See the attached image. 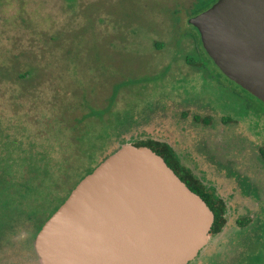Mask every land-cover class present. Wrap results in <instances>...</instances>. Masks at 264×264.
Wrapping results in <instances>:
<instances>
[{
	"label": "rangeland",
	"instance_id": "obj_1",
	"mask_svg": "<svg viewBox=\"0 0 264 264\" xmlns=\"http://www.w3.org/2000/svg\"><path fill=\"white\" fill-rule=\"evenodd\" d=\"M195 1L0 0V125L25 124L44 98L49 111L64 116L77 114L71 101L79 108L85 94L84 110L103 108L115 84L137 80L117 92L125 138L171 143L226 200L227 225L190 264H264V108L249 92L219 79L188 22ZM194 53L209 63L208 75L187 61ZM30 65L35 78L16 81L14 70ZM20 95L34 99L18 100ZM210 100L214 104L199 113L214 112V119L210 126L197 124L192 103ZM223 116L230 117L228 124ZM1 213L0 264H41L33 221L15 218L9 208Z\"/></svg>",
	"mask_w": 264,
	"mask_h": 264
},
{
	"label": "water",
	"instance_id": "obj_2",
	"mask_svg": "<svg viewBox=\"0 0 264 264\" xmlns=\"http://www.w3.org/2000/svg\"><path fill=\"white\" fill-rule=\"evenodd\" d=\"M188 21L221 71L264 103V0H217ZM214 220L161 155L124 144L79 181L34 246L42 264H188Z\"/></svg>",
	"mask_w": 264,
	"mask_h": 264
},
{
	"label": "trees",
	"instance_id": "obj_3",
	"mask_svg": "<svg viewBox=\"0 0 264 264\" xmlns=\"http://www.w3.org/2000/svg\"><path fill=\"white\" fill-rule=\"evenodd\" d=\"M216 1L197 0L192 8V15L205 11ZM196 32L197 37H193L202 47L199 31ZM158 45L161 46L160 43ZM209 59L211 60L210 57ZM35 70L33 65L25 70H21L19 66L12 75L16 81L29 82L35 78ZM136 82L135 79H129L125 83L115 84L114 93L103 108L87 105L88 110H84L87 101L85 94L81 102L77 101L80 103L79 108L75 101H71L75 108L73 111L77 114L64 116L59 111H49L50 106L44 98L39 104H35L40 109L39 112L36 111L38 114L28 116L25 124L14 123L6 130L0 125L3 136L0 142V214L2 210L9 208L15 213L14 217H26L33 221L35 237L81 179L124 144H133L150 147L161 155L180 178L207 202L215 214L210 236L220 234L227 225V204L216 188L206 185L191 167L185 165L171 143L153 138L128 140L125 138L127 130L120 129L121 123L118 125V122L123 121L120 113L123 111L116 109L118 89L122 85ZM60 96L56 95V100ZM21 97L27 102L32 98L31 95H20L18 100ZM258 101L264 108V103ZM42 111L43 115L39 116ZM12 119L11 117L7 121ZM112 127H115V131ZM100 141L101 145L98 144ZM113 141L117 144L109 151ZM0 219L4 218L0 215ZM240 223L244 225V221Z\"/></svg>",
	"mask_w": 264,
	"mask_h": 264
},
{
	"label": "flooded vegetation",
	"instance_id": "obj_4",
	"mask_svg": "<svg viewBox=\"0 0 264 264\" xmlns=\"http://www.w3.org/2000/svg\"><path fill=\"white\" fill-rule=\"evenodd\" d=\"M197 1V0H196ZM195 1V2H196ZM194 2V3H195ZM215 3V2H214ZM213 5V4H212ZM201 13V12H200ZM199 14V13H198ZM198 14H194L192 15V12L189 14V19L193 16H196ZM188 19V20H189ZM189 22V21H188ZM190 24V23H189ZM192 25V24H190ZM195 30H198L194 25H192ZM208 54V53H207ZM209 56V55H208ZM196 57V58H195ZM197 57L199 56H196L195 53L192 54V55H189L187 54L186 55V59L189 63L193 64L194 67H197L198 70H203L205 71L206 75H208L207 73V70L209 72H211L209 69L205 68V65L209 64V63H200L197 61ZM210 57V56H209ZM211 58V57H210ZM211 61L213 62V65L215 66V68L219 71L218 72V76L220 77L219 79H226L228 80L229 82H233L234 84L238 85L240 88H242L243 90L247 91L246 89H244L243 87H241L239 84H237L235 81L231 80L228 76H226L222 71L221 69L215 64V62L212 60L211 58ZM209 68V67H208ZM210 76L212 77V79L214 78V76H212L210 74ZM209 77V76H208ZM208 79L210 80V78H207L205 81L208 82ZM213 82V81H212ZM215 83V82H213ZM188 91V90H187ZM248 92V91H247ZM251 94V93H250ZM252 95V94H251ZM255 97V96H254ZM255 99L259 100L257 97H255ZM261 101V100H260ZM230 103V101H228ZM262 102V101H261ZM212 104H214V102L212 100L206 102V103H202V102H194L192 103L191 105V108L192 109H195V112L192 113V118L193 120L197 123V124H202V125H207V126H210V123H211V120L214 119V112L213 114H211L210 112H207L205 115H201V113H205L206 112V109H208V107L212 106ZM261 104V103H260ZM199 109L203 110L205 109V112H200L199 113ZM222 109H227V108H222ZM229 111V110H228ZM242 114V113H240ZM182 115L183 117H187L189 115V112L187 110L185 111H182ZM222 122L225 123V124H228L230 122V117L229 116H223L221 118ZM180 157V156H179ZM180 160L182 161L181 157H180ZM183 162V161H182ZM35 247V246H34ZM36 251V250H35ZM37 254V252H36ZM38 259L40 260V257L38 256ZM40 263H41V260H40ZM42 264V263H41Z\"/></svg>",
	"mask_w": 264,
	"mask_h": 264
}]
</instances>
